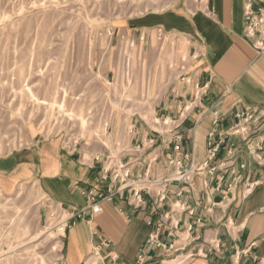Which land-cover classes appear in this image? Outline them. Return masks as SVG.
Listing matches in <instances>:
<instances>
[{
  "label": "crops",
  "instance_id": "obj_1",
  "mask_svg": "<svg viewBox=\"0 0 264 264\" xmlns=\"http://www.w3.org/2000/svg\"><path fill=\"white\" fill-rule=\"evenodd\" d=\"M244 4L208 0L211 14L195 0H174L169 10L129 21L117 38L113 36L119 42L145 37L143 43L138 41L147 50L145 65L162 88L151 96L156 102L152 120H131L119 142L105 147L49 138L0 158V188L35 181L61 209L81 210L87 206L82 192L102 174L103 159L94 160L98 155L115 156L134 175L149 170L152 179L166 178L172 147L161 141L153 121L176 119L181 113L187 117L182 148L202 167L195 192L178 198L179 186L172 185L169 202L157 211L151 201L144 210L118 198L103 203L100 214L67 228L61 264H84L102 239L112 243L118 259L104 250L99 264H136L141 253L142 264H264V166L253 160L241 138L233 136L204 165L210 134L218 138L235 124L238 113L259 111L264 122V55L244 37ZM170 44L181 46L173 69L165 63ZM111 62L108 59L104 69L116 78L120 68L116 58ZM170 75L174 78L168 82ZM258 140L264 147V130H255L253 141ZM154 156L159 163L151 161ZM158 229L164 250L147 245Z\"/></svg>",
  "mask_w": 264,
  "mask_h": 264
},
{
  "label": "rangeland",
  "instance_id": "obj_2",
  "mask_svg": "<svg viewBox=\"0 0 264 264\" xmlns=\"http://www.w3.org/2000/svg\"><path fill=\"white\" fill-rule=\"evenodd\" d=\"M173 1L0 0V158L49 138L109 147L131 120L151 121L162 88L147 50L114 38ZM169 46L173 69L181 46ZM67 217L35 181L0 188V264H61Z\"/></svg>",
  "mask_w": 264,
  "mask_h": 264
},
{
  "label": "built area",
  "instance_id": "obj_3",
  "mask_svg": "<svg viewBox=\"0 0 264 264\" xmlns=\"http://www.w3.org/2000/svg\"><path fill=\"white\" fill-rule=\"evenodd\" d=\"M197 3L205 6L209 10L208 0H195ZM244 37L251 42L253 48L264 55V0H245L244 4ZM145 37L141 36L139 42H144ZM123 42H128L130 47L136 45V40L127 38L122 39ZM124 71L130 73V62L125 61ZM187 109V108H186ZM261 112L254 110H245L236 115L235 124L223 131L218 138L212 132L209 136L208 156L204 165H207L213 160L226 138L233 136L241 138L247 145L248 153L253 160L261 166H264V147L263 141H253L255 130H264V122H261ZM187 120L184 113L176 119L172 118H157L155 119V131L161 141L167 146L172 147V152L166 161L167 168L170 170L166 178L152 179L149 170L136 175L130 170L127 163H123L115 156L107 154L105 159L102 156L94 157L96 162L103 159V168L100 179L94 184L90 190L83 191L82 194L87 200V206L81 210L67 211L68 217L64 220L65 229L75 225L78 221H88L94 216L102 212L101 205L103 203H115L117 198L126 202L135 210H144L147 208L148 201L152 202L153 211L161 210L169 202V193L172 185H177L176 195L178 198L185 194L191 195L196 190L195 177L198 175L202 167L196 166L192 155L183 150L182 143L185 139V134L181 130L183 124ZM141 148L142 146H138ZM152 162H160L158 156H154ZM182 186V187H181ZM171 204V209H172ZM174 207V205H173ZM175 207H181L179 203ZM169 214V213H168ZM165 214V217H169ZM163 223V222H162ZM154 220L150 219L148 225L152 226ZM159 229L153 232L147 245L156 247L157 249H166V246L158 239ZM104 250H110L109 255L112 260H117V255L111 251L112 243L107 239H102L100 244L93 247L91 253L85 260L84 264H99L104 258ZM145 261V254L141 253L136 261V264H142Z\"/></svg>",
  "mask_w": 264,
  "mask_h": 264
},
{
  "label": "bare ground",
  "instance_id": "obj_4",
  "mask_svg": "<svg viewBox=\"0 0 264 264\" xmlns=\"http://www.w3.org/2000/svg\"><path fill=\"white\" fill-rule=\"evenodd\" d=\"M60 230H61V231H63V229H62V228H61Z\"/></svg>",
  "mask_w": 264,
  "mask_h": 264
}]
</instances>
